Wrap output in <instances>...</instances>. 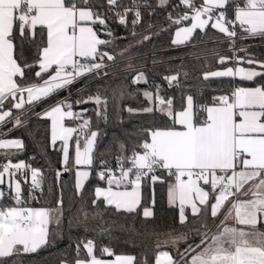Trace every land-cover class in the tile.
Wrapping results in <instances>:
<instances>
[{
	"label": "snow or ice",
	"instance_id": "obj_1",
	"mask_svg": "<svg viewBox=\"0 0 264 264\" xmlns=\"http://www.w3.org/2000/svg\"><path fill=\"white\" fill-rule=\"evenodd\" d=\"M168 3L158 0L156 7ZM180 5L185 11L168 15L171 24L178 26L173 45L187 43L198 29L203 32L209 26L227 38L233 52L237 28L242 38L246 34L264 39V0H180ZM141 8L152 5L149 0H128L127 4L125 0H0V125L23 126L24 118L34 112L33 105L68 90L86 74L109 76L117 56L108 50L116 38L107 21L115 18L127 26L131 14V35L136 37ZM184 22H190V26H183ZM101 33L109 39H102ZM148 39L145 35L138 43ZM26 43L35 46L31 62L25 56ZM131 47L122 49L119 56H125ZM230 59L220 56L219 62ZM236 60L249 67L205 73L204 79L238 76L241 81L256 82L259 78V82L214 96L210 105L198 103L188 94L177 109L174 99L161 97L159 90L155 95L145 91L143 95L171 120L170 126L141 130L143 138L131 155H125L127 149L120 144L116 169L101 161L96 171L98 180L106 186L95 187L92 205L99 207L102 202L128 214L136 213L142 204L143 181L147 178L153 184L164 183L157 173L167 174L168 204L178 207L182 227H193L188 232L170 229L167 239L157 242V248L171 245L176 255L158 251L154 264H264V228L258 227L264 225V60L255 56ZM127 68H134L131 60ZM165 79L171 85L178 75ZM141 81L147 82L143 71L133 78V83ZM75 103H94L97 119H107L108 99L101 94ZM72 108L65 98L36 115L51 121V144L62 142L63 169H75V191L83 198L85 184L94 171L98 131L92 130L91 118H85L88 109L77 113ZM142 111L151 113L154 108ZM66 119L79 123L66 126ZM70 141H74V157L70 156ZM23 148L20 139L0 138V154L6 161L0 163V186L5 184L6 174L8 177L7 192L0 187V264H12L23 254L37 252L49 243L51 225L60 224L59 214L28 206L23 198L22 181L28 183L29 172L30 194L42 191L44 180L41 169L23 160L13 163L12 156ZM61 175L56 172L57 179ZM6 199L13 203L7 204ZM57 203L62 209V193ZM88 215L84 213L85 220ZM143 216L152 217V210L144 207ZM180 243L185 244L182 250ZM94 248L93 240L83 242L86 258H82L78 243L74 264H137L132 255L116 256L111 261L100 259ZM101 251L113 255L107 247Z\"/></svg>",
	"mask_w": 264,
	"mask_h": 264
},
{
	"label": "trees",
	"instance_id": "obj_2",
	"mask_svg": "<svg viewBox=\"0 0 264 264\" xmlns=\"http://www.w3.org/2000/svg\"><path fill=\"white\" fill-rule=\"evenodd\" d=\"M157 2L158 0H149L152 8H141L142 20L135 28L138 33L136 37L131 35V14L127 26L120 25L115 18L107 21L113 37L116 38L114 45L108 50L117 56L115 63L109 69V76L91 75L72 84L68 90L59 92L55 97L33 105L34 112L24 118L26 122L21 127H13L11 123L0 127V137L18 138L24 144V148L12 156L13 163L23 160L31 167L41 169L44 178L42 191L36 190L30 194L31 181L28 180V183L22 181L23 198L28 202V206L51 209L54 215H60L59 227L55 224L51 225L53 235L49 237V243L35 253L21 255L12 264H62V262L74 264L77 256L76 245L80 243L81 257L86 258L83 242L89 239L94 242V254L97 257L132 255L136 257L137 264H143L145 260L147 264H154L158 251L166 250L173 256L176 255L171 245L161 244V247L157 248V242L166 240V233L170 229L188 232L193 227L191 224L182 227L178 222V207L169 206L167 200L169 178L163 172L157 174L165 180L164 183L157 181L153 184L147 178L143 181L142 204L136 213L117 212L114 207H105L102 202L99 203V207L91 203L95 187L106 186L96 176L101 161L113 166L117 165L116 157L121 154L119 147L121 143L127 149L124 154L131 155L133 147L143 138L141 130L162 128L171 124V120L159 111L158 105L151 103L143 95L145 91L155 95L159 90L160 96L174 99V106L179 109L182 98L188 94H192L198 103L210 105L214 96L229 94L237 86L251 87L259 82V78L256 82H249L241 81L239 77L209 76L205 80V73L233 67L234 55L229 50L227 38L209 26L203 32L197 30L187 43L173 45L172 40L178 26L171 24L168 15L172 13L175 16L185 9L180 5V0H169L168 5L163 8L156 7ZM125 3L127 4L128 0H125ZM197 3H200V0H197ZM177 5L180 7H176ZM228 14L232 16L231 7ZM188 24L190 22H184L183 26ZM237 29L240 33V29ZM145 35L150 39L138 43ZM101 37L109 39L103 33ZM263 41L264 39L260 37H247L239 39L237 43L246 45ZM129 45L132 46L131 50L125 56H119L120 51ZM34 54L35 46L26 43L25 56L29 62L33 60ZM220 56L231 59L221 64ZM239 56H255L259 60H264V44H257L240 51ZM130 60L134 65L131 70L127 68ZM105 62L110 63L107 60ZM242 64L249 66L246 62ZM139 71H143L147 79L146 84L133 83V78ZM170 75H178L177 81L172 82L171 85L165 79ZM121 92L123 97L120 96ZM97 93L108 99L106 120L97 119V106L94 103L79 105L75 103L79 99ZM65 96H68V102L73 104L74 112L79 113L82 109H88L85 118H91L92 130L98 131L94 150V171L85 184L83 198L75 191V169L62 171V152L59 150L61 143L55 146L51 144L50 120L41 119L36 115ZM146 107H153L154 111L143 112ZM129 109L134 111L130 112ZM13 111L16 112L15 109ZM67 123L76 126L79 121L67 120ZM72 145L71 156H73L74 141ZM5 162L3 155L0 154V163ZM57 171L62 173L59 179L56 177ZM2 187L7 192V185L4 184ZM61 193L62 209L57 203ZM5 202L13 203L7 199ZM144 207L153 209L152 217L143 216ZM85 212L89 214L87 220L84 218ZM96 212H100L101 216L94 217L93 214ZM258 227L264 228V225ZM104 247L109 248L113 255L103 254L101 250ZM184 247V243L179 244L181 250Z\"/></svg>",
	"mask_w": 264,
	"mask_h": 264
},
{
	"label": "built area",
	"instance_id": "obj_3",
	"mask_svg": "<svg viewBox=\"0 0 264 264\" xmlns=\"http://www.w3.org/2000/svg\"><path fill=\"white\" fill-rule=\"evenodd\" d=\"M237 33H238V35L236 37V42H235V52H233V50L231 48L229 49L230 51L233 52V55H234L233 56L234 57V65H237L238 64L237 63V60H236V57H240L239 56V52L242 51L241 49L246 50V49H248L251 46H254V45H257V44H264V41H263V42L254 43V44L239 45L237 42H238L239 39H242V36L238 32V29H237ZM247 37H249V36H247L246 34L243 36V38H247ZM91 75H93V74H86L85 76L78 78L74 83H77L79 81H82L83 79H85V78H87V77H89ZM161 97H163V96H161ZM76 126H74V127H76ZM108 166L109 167H112L113 169H116V167H117V165L113 166L111 164H108ZM62 171H64L63 168H62ZM28 180H30V172H29V178H28ZM37 191H39V190H37Z\"/></svg>",
	"mask_w": 264,
	"mask_h": 264
},
{
	"label": "crops",
	"instance_id": "obj_4",
	"mask_svg": "<svg viewBox=\"0 0 264 264\" xmlns=\"http://www.w3.org/2000/svg\"><path fill=\"white\" fill-rule=\"evenodd\" d=\"M186 26H190V24H188V25H186ZM199 30V29H198ZM194 35V34H193ZM102 38V37H101ZM174 38H175V33H174ZM103 39V38H102ZM238 65V66H237ZM235 67L233 66V68L235 69L236 67H245V68H247V67H249V66H245V65H243L242 63H240V64H237ZM253 67H255V66H253ZM225 70V69H224ZM257 70H259L258 68H257ZM219 71H223V70H219ZM236 77H238V76H236ZM61 91H63V90H61ZM60 91V92H61ZM65 98H68V96H65V97H63V98H61L60 100H63V99H65ZM55 104V103H54ZM49 108V107H48ZM47 109V108H46ZM43 111H45V110H43ZM42 111V112H43ZM41 112V113H42ZM67 120L68 119H66L65 120V125L66 126H71V127H74V126H72V125H70V124H68L67 123ZM3 125H0V127H2ZM50 127H51V121H50ZM50 135H51V133H50ZM0 138H2V139H18V138H6V137H0ZM60 141H57L56 142V144L57 143H59ZM61 143V147H62V142H60ZM71 143H72V141H71ZM72 145V144H71ZM70 156H71V147H70ZM73 157H74V150H73ZM62 159H63V155H62ZM19 178V177H18ZM5 185H7V174H6V176H5ZM0 187H2V186H0ZM101 187H105V186H101ZM141 195H142V188H141ZM151 210H152V212H153V209L151 208V207H149ZM117 256H125V255H117ZM115 257L116 256H114V257H112V258H102V257H98V258H100V259H104V260H109V261H111V260H114L115 259ZM67 264H69V263H67Z\"/></svg>",
	"mask_w": 264,
	"mask_h": 264
},
{
	"label": "rangeland",
	"instance_id": "obj_5",
	"mask_svg": "<svg viewBox=\"0 0 264 264\" xmlns=\"http://www.w3.org/2000/svg\"><path fill=\"white\" fill-rule=\"evenodd\" d=\"M105 63H107V62H105ZM240 64V63H239ZM234 67L236 66V65H233ZM238 66V65H237ZM80 82V81H79ZM73 84H75V83H73ZM72 143H71V141H70V145H71ZM63 155V154H62ZM18 178V177H17ZM30 181H31V175H30ZM7 183H8V177H7ZM35 208H38V207H35Z\"/></svg>",
	"mask_w": 264,
	"mask_h": 264
},
{
	"label": "water",
	"instance_id": "obj_6",
	"mask_svg": "<svg viewBox=\"0 0 264 264\" xmlns=\"http://www.w3.org/2000/svg\"><path fill=\"white\" fill-rule=\"evenodd\" d=\"M147 80V79H146ZM140 84H146L145 82H143V81H141V82H139ZM61 149V146H59V150Z\"/></svg>",
	"mask_w": 264,
	"mask_h": 264
}]
</instances>
